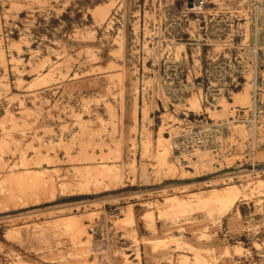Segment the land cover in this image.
I'll return each instance as SVG.
<instances>
[{"label":"rangeland","instance_id":"374dc122","mask_svg":"<svg viewBox=\"0 0 264 264\" xmlns=\"http://www.w3.org/2000/svg\"><path fill=\"white\" fill-rule=\"evenodd\" d=\"M186 1L0 0V264H264V173L175 146L264 109V0Z\"/></svg>","mask_w":264,"mask_h":264},{"label":"built area","instance_id":"2783aa9c","mask_svg":"<svg viewBox=\"0 0 264 264\" xmlns=\"http://www.w3.org/2000/svg\"><path fill=\"white\" fill-rule=\"evenodd\" d=\"M186 3L193 8H203L206 0H187ZM262 47L264 48V27L262 31ZM262 87L254 88V92L261 91ZM257 94L255 95V98ZM259 101H254L251 108L237 109L235 117L230 121L235 126L242 125L245 128L243 135H237L228 127L227 121H211L192 128L188 125H182L183 131L179 134V139L175 146L180 154L194 155L196 150L208 152L212 156L211 161L215 168H219L223 163V157L232 160V165L227 167L228 171L222 177L210 179L208 186L217 183H228L231 179L238 177L232 175V171H247L254 174L264 173V109L259 106ZM177 139V137H176ZM263 139V140H262ZM262 140V146L257 141ZM203 152V153H204ZM228 155V156H224ZM221 162V163H220ZM234 166V167H233ZM232 167V170L229 169ZM238 168V169H237Z\"/></svg>","mask_w":264,"mask_h":264},{"label":"bare ground","instance_id":"6f19581e","mask_svg":"<svg viewBox=\"0 0 264 264\" xmlns=\"http://www.w3.org/2000/svg\"><path fill=\"white\" fill-rule=\"evenodd\" d=\"M263 10H264V8H263ZM261 187H263L262 184H259L257 186V188H261ZM238 194H239V191L236 187H230L225 191L212 190L208 194H206L205 196H200V197L193 196L191 201L196 202V203H199V202L201 203L203 201L207 202L206 200H209V201L211 200V201H215V202L218 200L219 201L220 200L225 201L227 199L238 196Z\"/></svg>","mask_w":264,"mask_h":264}]
</instances>
